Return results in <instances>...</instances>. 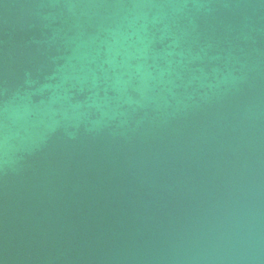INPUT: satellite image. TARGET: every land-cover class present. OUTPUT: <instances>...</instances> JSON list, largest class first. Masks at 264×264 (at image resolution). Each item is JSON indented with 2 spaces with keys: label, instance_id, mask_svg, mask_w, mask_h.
Returning a JSON list of instances; mask_svg holds the SVG:
<instances>
[{
  "label": "water",
  "instance_id": "95a60500",
  "mask_svg": "<svg viewBox=\"0 0 264 264\" xmlns=\"http://www.w3.org/2000/svg\"><path fill=\"white\" fill-rule=\"evenodd\" d=\"M0 264H264V0H0Z\"/></svg>",
  "mask_w": 264,
  "mask_h": 264
}]
</instances>
